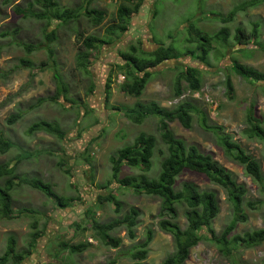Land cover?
<instances>
[{
    "label": "rangeland",
    "instance_id": "obj_1",
    "mask_svg": "<svg viewBox=\"0 0 264 264\" xmlns=\"http://www.w3.org/2000/svg\"><path fill=\"white\" fill-rule=\"evenodd\" d=\"M243 1L246 0H144L140 12L131 18L127 32L120 39L110 46L89 52L91 75L87 76L78 71L75 65V57L81 47L79 37L106 38L105 29L116 23L118 0H92L90 8L103 11L106 14L104 22L93 28L85 17L80 16L75 22L58 28L56 39L50 44L45 41L46 20L16 12L17 9L26 10L33 0H0V132L13 144L7 153L0 154V165L7 162L14 166L15 183L23 178H36L50 184L58 196L76 199L70 208L58 209L39 190L24 184L15 185L10 194L13 218L0 217V257L6 251L9 237L15 239L16 252L20 253L28 249L31 235L39 232L41 238L21 264H109L113 260L114 264H134L130 254L134 247L144 241L148 229L154 232V236L143 264H162L164 259L174 253L171 236L158 227L161 200L108 182L112 180L110 159L116 157L122 148L132 146L141 133L156 139L152 167L145 176L148 179L157 177L162 160L158 153L162 151L165 154L166 149L157 130L158 118L149 117L136 125L124 116V112L137 102H155L164 108L173 107L177 103L173 97L174 79L184 66H195L202 72L201 90L195 104L205 112L206 126H221L224 134L230 135L247 156L260 164L264 174V145L256 140H248L242 134L245 129V110L249 104L254 105L256 116L264 121V99L258 85H250L233 74L230 68L232 61H236L264 73V51L249 45L244 47L249 50L247 53L238 52L242 48L235 46L233 41L237 28L249 34L256 23L259 26V43H264V3L254 9L237 12L231 22H220V18L227 17ZM56 2L61 8L77 9L80 14L85 6V0ZM39 11L41 8L35 5L31 12ZM189 18L203 34L212 35L221 28H227L229 44L233 47L225 51L214 45L220 54L211 52L207 66L187 57L165 62L153 71L154 75L139 99L124 95L119 89L120 84H117V78L124 77L117 67L124 64L120 52H128L130 46L139 47V43L144 51H153L157 48V41L164 46L173 44L179 51H184L186 47H192L184 42L187 36L185 21ZM18 43L32 44L38 49L26 56ZM47 47L53 51L56 69L68 87L66 97L73 101L72 105L63 99L58 103L37 104L38 99L49 98L55 93L54 68L49 61L45 69H34V76L30 78V71L22 68L20 61L27 57L35 67H39L42 62L48 61ZM224 55L226 58H223ZM227 75L234 86L232 101L225 95ZM108 79L111 80V90L109 101L105 104V84ZM92 85L94 88L90 92ZM183 95L186 99L191 97L188 91H184ZM210 101L219 106L215 114L210 108ZM16 113L22 114L21 119L12 125L7 124L9 117ZM38 121L57 125L65 133L64 139L43 132L28 133V128ZM169 126L176 137L212 156L233 175L238 184L244 185L246 194L242 214L246 220L237 224L229 240L246 232L264 229V195L259 186L244 174L241 165L225 156L216 136L200 124L199 117L193 114L189 130L177 121ZM141 175L138 169L123 167L118 179ZM6 179L0 177V186ZM183 183L216 193L220 212L211 228L219 236L232 220V207L224 191L194 172L182 173L176 180V189L179 190ZM107 193L114 196L120 205L118 213L112 203H97L96 196ZM88 207H92L98 224L121 218L129 208L136 209L140 215L134 228V238H129L122 227L110 233L112 238L120 242L117 249L96 240L93 237L95 232L89 229L84 217ZM25 209L35 213H20ZM183 214V210H180L178 223L181 227H185ZM60 241L88 243L89 247L82 253L70 255L68 251L59 250ZM184 264H264V243L254 248L240 245L231 255H224L216 244L203 240L191 249Z\"/></svg>",
    "mask_w": 264,
    "mask_h": 264
},
{
    "label": "trees",
    "instance_id": "obj_2",
    "mask_svg": "<svg viewBox=\"0 0 264 264\" xmlns=\"http://www.w3.org/2000/svg\"><path fill=\"white\" fill-rule=\"evenodd\" d=\"M92 0H85L83 12L77 9L69 10L61 8L56 0H33L29 3L26 10L17 9L16 12L23 14H31L36 19L46 20L45 41L48 44L56 39V30L70 22H75L80 16L87 19L93 28L99 27L105 20L106 14L95 8H90ZM117 2V0H116ZM116 12V23L111 24L105 29L106 38L97 39L93 36L84 37L80 35L79 41L81 47L75 57V65L78 71L91 75V63L89 62V52L97 51L103 46L112 45L121 35H124L129 27L130 20L137 15L144 0H118ZM264 0H246L236 5L227 17L220 18V22L226 24L231 22L237 12H245L254 9L263 4ZM41 8L38 13H33L34 6ZM155 15V13H154ZM192 18L185 21L186 38L185 44L192 46L186 47L184 51H179L176 46L169 44L164 46L157 41V48L153 51H144L139 43V47L130 46L128 52H120V58L123 65H118V69L124 74L125 81L119 86L120 91L129 97L139 99L146 85L150 82L153 71L160 65L168 61H178L183 58H190L198 61L199 64L208 65V57L211 52H218L214 48L218 46L222 50L228 51L232 45L229 44L230 36L227 28H221L218 32L210 35L201 32L196 23L191 22ZM52 27L51 30L49 28ZM258 24H253V29L248 34L242 28H237L233 36L234 45L240 47L238 52L247 53L249 50L244 47L257 48L264 51V43H259ZM26 56L32 55L38 47L32 44H21ZM48 61L42 62L39 67H35L31 60L27 57L22 58L20 63L22 68L30 71V78L34 76V69L43 70L49 65V61L54 68L53 79L56 83L55 93L53 96L45 99H38L37 104L44 102L58 103L61 99L73 104L72 100L67 99L68 87L64 84L60 74L56 69V61L53 58V51L47 47ZM244 49V50H243ZM223 58H226L225 55ZM231 72L241 79L247 81L250 85H258L262 97L264 99V73L258 70L242 65L236 61L231 63ZM183 83L185 87H183ZM174 99H179L184 91L191 94L199 92L202 84V72L195 66H184L181 68L174 79L173 83ZM111 80L108 79L105 84V104L109 101ZM226 97L229 101L234 99V86L230 76L224 83ZM94 86L89 89L92 92ZM197 101L193 98L180 99L173 107L164 108L155 102L142 104L137 102L133 108L127 109L124 116L133 124L140 125L146 118H158L159 137L165 146V154L159 151L162 157L159 172L155 179H148L145 174L149 173L152 167V158L156 148V139L154 136L139 134L132 146L122 148L117 152L116 157L110 159L112 180L110 183H116L120 187L133 189L137 193L148 196H155L161 200V220L158 223L159 229L170 235L174 253L168 256L162 264H184L190 254L192 248L197 246L201 241L208 240L217 245L220 252L224 255H231L234 249L243 245L245 248H254L264 243V229L246 232L242 236H235L229 240L230 235L235 230L238 223L245 222L246 217L242 214V203L246 190L244 185L238 184L233 175L209 154L202 153L196 146L188 145L183 139L176 137L171 129L170 124L179 122L184 129H191L193 114L199 117L200 124L211 131L224 150L225 156L231 161L241 165L244 174L252 179L259 186L260 192L264 195V174L262 173L260 164L253 158L247 156L241 146L232 141V137L223 133L221 126L207 127L206 114L195 104ZM219 108V106H218ZM119 110L118 108H113ZM22 117L21 113L13 114L7 120V124L12 125ZM245 129L242 134L248 140H256L264 145V121L256 116L253 104L245 110ZM43 132L48 135L55 136L63 140L65 133L60 128L50 122L38 121L28 128V133ZM13 144L6 139L0 132V154L7 153ZM61 165V164H59ZM123 167L138 169L142 172L138 177H127L118 179V173ZM194 172L203 175L207 181L219 187L226 194V199L232 207V220L224 228L219 236H216L211 228L213 221L220 212L219 200L214 191L200 190L191 183H183L179 190L176 189V180L184 172ZM68 173V172H67ZM14 166L10 163L0 165V177H7L3 185L0 186V217L4 219H12L11 210V192L15 185H27L33 189L39 190L45 194L59 209H68L74 202L73 198L58 196L52 189L50 184L43 183L41 180L19 179L15 183ZM107 183V184H108ZM105 190V188H103ZM103 191V190H101ZM97 197L98 204L105 202L112 203L115 206V212H119L120 205L114 200V196L110 193L99 194ZM253 208L252 205L248 204ZM183 210L185 227H181L178 223L179 211ZM20 213L33 215L35 212L25 209ZM139 212L134 208H129L127 213L121 218L115 219L107 224H98L95 221V214L92 207L86 208L84 217L89 229L95 232L93 236L96 240H100L106 246L112 249L119 247V240L112 238L110 233L116 228H125L129 238H134V228L138 224ZM264 222V215L262 216ZM36 222L33 223L35 229ZM78 228V226H76ZM85 230V229H84ZM208 235V236H207ZM154 232L150 229L146 231L145 239L138 246L134 247V251L130 254V259L134 264H143L148 254V246L153 240ZM41 233L35 232L31 235V241L28 249L23 252H16V241L13 237L7 240L6 251L0 257V264H21L24 259L34 250ZM233 245L230 248V245ZM59 250L68 251L70 255L79 254L85 251L89 244H70V242L60 241L58 243ZM115 261L109 262L114 264Z\"/></svg>",
    "mask_w": 264,
    "mask_h": 264
},
{
    "label": "built area",
    "instance_id": "obj_3",
    "mask_svg": "<svg viewBox=\"0 0 264 264\" xmlns=\"http://www.w3.org/2000/svg\"><path fill=\"white\" fill-rule=\"evenodd\" d=\"M124 82V77L123 76H119L118 78H117V84H122ZM191 97L193 98V99H198L199 98V92H194V93H192L191 94ZM183 98H185V96L184 95H182L179 99H177V102L180 100V99H183ZM210 103V108L212 109V112H214V114H215V112L217 111V109H218V104L216 103V102H213V101H210L209 102Z\"/></svg>",
    "mask_w": 264,
    "mask_h": 264
}]
</instances>
